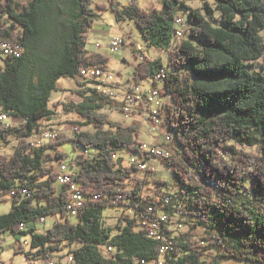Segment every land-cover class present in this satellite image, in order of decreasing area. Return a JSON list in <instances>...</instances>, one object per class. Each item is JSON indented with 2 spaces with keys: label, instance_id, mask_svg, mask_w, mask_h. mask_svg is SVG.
Returning <instances> with one entry per match:
<instances>
[{
  "label": "trees",
  "instance_id": "16d2710c",
  "mask_svg": "<svg viewBox=\"0 0 264 264\" xmlns=\"http://www.w3.org/2000/svg\"><path fill=\"white\" fill-rule=\"evenodd\" d=\"M184 1L163 0L162 8L150 10L133 1L97 3L98 8L112 9L119 21L133 19L148 43L165 50L168 57L163 62L147 56L135 65L129 79L140 83L150 77L157 85L155 77L163 68L161 95L171 96L163 101L160 125L167 127L177 151L159 159L172 168L181 186L173 194L160 187L162 179H156L154 193L147 194L144 180L132 176L140 169L126 166L115 152L127 148L141 153L139 128L119 124L100 112L111 99L81 80L77 81L80 88L73 91L83 101L64 107L84 117L75 121L76 128L89 124L95 131H81L74 139L57 135L49 145L52 151L29 140L38 131V121L55 114L49 102L59 78L76 79L83 66L108 67L109 56L86 47L88 29L99 17L93 0H0V40L25 46L19 57H0L5 62L0 70V106L26 122L0 131V142L10 136L18 139L14 153L0 154V196L16 190L12 199L0 198L13 202L8 212L0 213V233L30 235V249L19 250L29 259L40 258L47 264L54 258L58 260L53 264L154 260L161 256V243L150 236L141 214L155 205L170 215L172 224L182 211L179 222L186 225L190 216L191 228L201 226L205 232V243L200 244L190 231L176 234L175 229L164 228L169 237L167 264H218L230 258L264 264V0H212L214 7L210 0H202L204 12L189 9L190 30L185 23L182 36L188 34L181 38L175 36V18L183 11ZM50 18L58 23L49 56L44 57L45 63L39 56L27 64ZM68 140L95 150L80 155L79 171L70 180V184L79 183L88 198L76 216L69 211V185L57 184L53 165L65 156L59 146ZM240 145L255 150H243ZM130 178L136 181L133 187L128 186ZM24 188L29 196L22 193ZM162 193L170 197L169 202L165 203ZM95 194L99 199H89ZM113 205L134 213L120 217L116 233L104 225L102 216V210ZM50 214L62 219L44 233L26 227ZM109 245L115 252L108 256Z\"/></svg>",
  "mask_w": 264,
  "mask_h": 264
},
{
  "label": "rangeland",
  "instance_id": "374dc122",
  "mask_svg": "<svg viewBox=\"0 0 264 264\" xmlns=\"http://www.w3.org/2000/svg\"><path fill=\"white\" fill-rule=\"evenodd\" d=\"M20 2H24L25 0H18ZM120 4H127L128 0H115ZM163 0H136L138 6L143 9H154L163 7ZM105 2L109 4V0H93L92 7L97 11L99 17L94 22L93 26L88 29V44H86L87 49L92 51H101L105 52V54L109 55V63L108 69L114 74L115 78L122 81H127L132 79L134 65H136V56L139 52H144L146 56L151 59H162L163 62L168 61L167 54L165 50H159L156 47L151 46L148 41L143 37L140 32V28L137 26L133 19H127L125 21L117 20L115 16V12L110 8H98L97 3ZM205 1L202 0H185L184 1V9L181 13L184 16L185 23L187 25V30L190 26L187 22V18L189 16V9H197L199 11L204 12L203 5ZM212 4V0L209 1ZM212 7L213 4H212ZM216 18L219 19V12H215ZM58 23V20L55 18H50L48 20V24L45 27V31L42 33L39 38V42L35 45L29 52L28 57L26 58L27 64H32L36 61L37 57L42 56L40 62H44V57H48V51L51 46V43L55 41V29H53ZM188 30V31H189ZM188 34V33H187ZM185 35V37L187 36ZM124 36L125 44L120 45L118 51H111L110 44L114 37L116 36ZM264 37V31H263ZM44 55V56H43ZM124 57H127L128 60H125ZM264 59V56H263ZM264 62V60H262ZM5 66V62L3 59H0V70ZM78 80L83 81L79 76L75 79V77H61L57 81V86L55 90L52 91L51 101L49 102V106L54 109L55 114L51 118H42L38 121L39 128L38 131L29 139L34 145L41 141L45 143L47 147V151H52L51 147H49L51 142H45L42 138V133L46 129H51L57 132L58 135L64 136L66 138H75L76 133L81 131L93 132L95 128L93 125H84L82 128H76L75 121L83 120V116L80 115L75 110H67L64 105L74 101L75 104H79L83 101V97L79 94H76L73 90H78L80 86L78 85ZM162 80V78L160 79ZM85 85L88 87V81H83ZM143 84L146 88H151L154 86V83L150 77H146L143 79ZM119 86L117 96L114 99H111V104L105 106V108H100L99 111L106 114L110 120L119 122V124H134L140 130V135L138 136V140L142 143L144 148L151 149L154 148L155 145H161L164 143L165 136L167 131V127L164 125H154L147 114L143 113V106L140 104L134 105V111L129 116L121 110L120 106L124 102V94L123 89L124 85L117 84ZM161 89H163L162 81H158V84ZM171 100V96L168 93H164L160 96V121H163V106L164 102ZM164 101V102H163ZM54 103H58L57 106ZM2 111V107L0 106V112ZM11 122H13L14 127L24 126L25 120L20 119L18 117H14V115L10 116ZM18 121V122H17ZM171 135V134H168ZM18 139L10 136L8 140L0 142V154H4L10 156L14 153L15 147H17ZM243 150H252L251 146H239ZM59 149L65 152V156L60 159L54 161V169L59 171L60 165L64 164L66 166V171L72 172L75 174L79 171L80 165L78 162V158L81 154H89L93 153L94 148H87L79 142H74L73 140H68L59 146ZM171 151L173 154L177 151V145H170ZM255 150V149H253ZM118 158H122L124 164L126 166L130 165V155L133 153L127 148H121L115 150ZM133 177H139L144 180V190L147 194H153L156 189V179H162L164 182L160 184V187L170 191L173 194H177V191L180 189V182H178V178L172 168L163 163V161L159 158H153L149 165V170H136L132 174ZM128 186L133 187L136 184L135 179L130 178L128 180ZM159 187V185H158ZM13 202L11 199L6 201H0V213H6L9 211ZM134 215L131 209L127 208L123 205H113L108 206L102 210L103 222L105 226L113 227V232L116 233L117 229L115 225H117L120 217H132ZM176 216L173 217V227L176 231V234L190 231L193 235V238L197 241V243H205L204 237L205 232L203 228L195 227L191 228L192 225L189 223L190 216H187V223L184 227L178 228L176 227ZM47 221L41 223L40 220L35 219L33 222L26 225V227H35L36 230L40 233H44L47 228L52 226L53 223L57 220H61L62 218L56 214H50L46 216ZM74 221L75 218L71 217ZM175 219V220H174ZM0 241V264H47L46 260L43 259H29L24 252H19L21 247L25 250L30 249V235H15L10 232H4L1 234ZM78 246V244H76ZM106 252V250H105ZM54 261H57L58 258H54ZM67 259L64 258V261ZM218 264H250L245 261L235 260V258L224 259Z\"/></svg>",
  "mask_w": 264,
  "mask_h": 264
},
{
  "label": "built area",
  "instance_id": "2783aa9c",
  "mask_svg": "<svg viewBox=\"0 0 264 264\" xmlns=\"http://www.w3.org/2000/svg\"><path fill=\"white\" fill-rule=\"evenodd\" d=\"M135 2L136 0H128ZM185 15L180 13L175 18V36L185 38L182 36L183 26L185 24ZM125 44V37L124 36H116L112 39L110 48L112 51H118L120 45ZM25 51V46L23 44H16V43H10L0 40V57L5 58L7 56H21ZM136 56V65L144 62L147 58L146 54L144 52H139ZM79 77L83 81H88V85L90 88H94L97 90L100 94L104 95L105 97H108L110 99H114L117 96L119 86H117L118 82L115 78L114 74L108 69L105 68V66H83L80 68ZM166 74L163 71V68L158 73V75L155 77L156 81H160V77L165 76ZM153 83L155 81L152 79ZM123 94H124V102L120 106L121 110L126 114V116H129L134 111V105L140 104V106H143V113L147 114L149 116L150 121L154 125H160V112L159 106H160V96H161V89L159 86H156L154 84L153 87L146 88L141 81L140 83H136L134 80L127 81L124 84ZM10 114L5 111L0 112V131L4 129H8L10 127H14L13 122L10 120ZM57 132L46 129L42 133V138L45 140V142H51L57 139ZM173 139H171V136L166 134L164 143L161 145H155L154 148L146 149L141 144L139 147L142 149L141 153L131 154L130 155V164L137 167L140 170H149L150 162L153 158H160V156L163 157H170L173 154V151L170 149V145H172ZM45 145L43 141L39 142L37 144ZM147 152H151L154 154V156L148 158ZM58 172V178H56V182L61 187L64 185H69V211L72 216H76L78 214V209L81 208L85 202H87L88 198L84 195L85 193L82 192L80 189L79 183H71L70 180L73 177L72 172L66 171V166L64 164L60 165V170ZM16 190L10 191L9 193L5 194L4 196H0V198L8 197L13 198L15 195ZM22 193H24L26 196H29V192L26 188L22 189ZM99 194L92 195L89 199L96 200L99 199ZM162 199L165 201V203L169 202L170 197L166 195L165 193H162ZM183 212L178 211L177 219H176V227L182 228L185 225L182 222H179ZM41 223H44L47 221L46 217H40ZM141 221L145 222V226L149 231L150 236L160 240L161 243V256L158 258L147 261L145 259H138L137 261L141 264H167L165 261V253L168 249V241L169 237L167 236L166 230L174 229V225L172 224L170 220V215L165 212V210L161 209L159 206L151 205L147 208V210H144L141 214ZM25 228V224H21V229ZM1 236V233H0ZM1 241V237H0ZM106 255H111L115 252V248L113 246H107L105 248ZM72 260V258H69ZM54 260L50 261L48 264H53Z\"/></svg>",
  "mask_w": 264,
  "mask_h": 264
},
{
  "label": "crops",
  "instance_id": "0c3cea01",
  "mask_svg": "<svg viewBox=\"0 0 264 264\" xmlns=\"http://www.w3.org/2000/svg\"><path fill=\"white\" fill-rule=\"evenodd\" d=\"M111 51H112V50H111ZM92 52H101V51H96V50H95V51H92ZM101 53H104V54H105V52H101ZM106 55H107V54H106ZM135 55H136V54H135ZM107 56H109V55H107ZM109 58H110V57H109ZM124 59H125V60H128L127 57H124ZM108 63H109V62H108ZM134 68H135V65H134ZM127 81H128V80H127ZM127 81H122V82H120V80L117 79V82L120 83V85H122V84L124 85ZM20 119H21V118H20ZM17 122H18V121H17Z\"/></svg>",
  "mask_w": 264,
  "mask_h": 264
},
{
  "label": "bare ground",
  "instance_id": "6f19581e",
  "mask_svg": "<svg viewBox=\"0 0 264 264\" xmlns=\"http://www.w3.org/2000/svg\"><path fill=\"white\" fill-rule=\"evenodd\" d=\"M185 30V24H184V26H183V31Z\"/></svg>",
  "mask_w": 264,
  "mask_h": 264
}]
</instances>
